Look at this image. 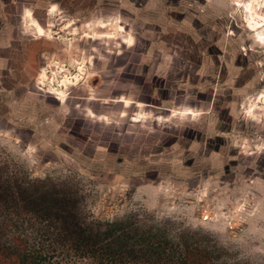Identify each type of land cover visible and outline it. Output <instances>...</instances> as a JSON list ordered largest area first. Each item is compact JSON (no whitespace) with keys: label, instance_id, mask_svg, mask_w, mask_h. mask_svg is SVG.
<instances>
[{"label":"rangeland","instance_id":"rangeland-1","mask_svg":"<svg viewBox=\"0 0 264 264\" xmlns=\"http://www.w3.org/2000/svg\"><path fill=\"white\" fill-rule=\"evenodd\" d=\"M237 2L0 0V181L264 264V30ZM63 242L44 264H96Z\"/></svg>","mask_w":264,"mask_h":264},{"label":"trees","instance_id":"trees-1","mask_svg":"<svg viewBox=\"0 0 264 264\" xmlns=\"http://www.w3.org/2000/svg\"><path fill=\"white\" fill-rule=\"evenodd\" d=\"M43 179L0 181V264H44L59 244L96 264H236L194 234L114 219L81 224L67 192Z\"/></svg>","mask_w":264,"mask_h":264},{"label":"built area","instance_id":"built-area-1","mask_svg":"<svg viewBox=\"0 0 264 264\" xmlns=\"http://www.w3.org/2000/svg\"><path fill=\"white\" fill-rule=\"evenodd\" d=\"M236 4L238 6H242L245 9V11H246V6H249L250 4L252 14L255 17V19L264 23V0H239V2H237ZM261 35H263V33H261Z\"/></svg>","mask_w":264,"mask_h":264},{"label":"bare ground","instance_id":"bare-ground-1","mask_svg":"<svg viewBox=\"0 0 264 264\" xmlns=\"http://www.w3.org/2000/svg\"><path fill=\"white\" fill-rule=\"evenodd\" d=\"M248 11V13H252V10H251V6H250V4H249V6H246V12ZM249 23H250V25L252 26V27H254V28H259L260 27V24L262 25L261 27L264 29V23L263 22H260V21H258V20H256V19H254V18H252L251 17V19L249 20ZM260 27V28H261ZM261 33H263V32H261ZM257 35H258V37L261 39V40H263L264 41V35H261L260 34V32H257ZM263 36V39L261 38Z\"/></svg>","mask_w":264,"mask_h":264}]
</instances>
